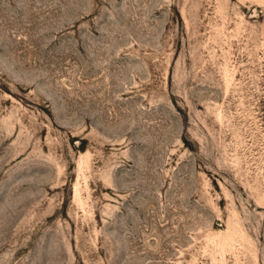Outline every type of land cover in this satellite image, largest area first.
<instances>
[{"label":"rangeland","instance_id":"1","mask_svg":"<svg viewBox=\"0 0 264 264\" xmlns=\"http://www.w3.org/2000/svg\"><path fill=\"white\" fill-rule=\"evenodd\" d=\"M0 264H264V0H0Z\"/></svg>","mask_w":264,"mask_h":264}]
</instances>
